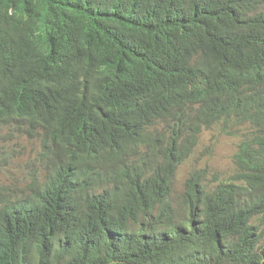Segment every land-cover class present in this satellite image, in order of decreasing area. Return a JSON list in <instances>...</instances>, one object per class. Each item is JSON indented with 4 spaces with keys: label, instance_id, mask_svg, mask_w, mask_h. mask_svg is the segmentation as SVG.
I'll use <instances>...</instances> for the list:
<instances>
[{
    "label": "trees",
    "instance_id": "16d2710c",
    "mask_svg": "<svg viewBox=\"0 0 264 264\" xmlns=\"http://www.w3.org/2000/svg\"><path fill=\"white\" fill-rule=\"evenodd\" d=\"M205 131L235 175L176 192ZM25 139L0 264H264V0H0V173Z\"/></svg>",
    "mask_w": 264,
    "mask_h": 264
},
{
    "label": "rangeland",
    "instance_id": "374dc122",
    "mask_svg": "<svg viewBox=\"0 0 264 264\" xmlns=\"http://www.w3.org/2000/svg\"><path fill=\"white\" fill-rule=\"evenodd\" d=\"M239 135H222L216 131H205L200 139L197 141L195 148L192 150L190 157L183 163L178 170L175 191L179 192L183 188V184L190 174L195 170H201L204 173V182L209 186L216 183L214 178L218 180L229 178L235 175V166L233 163V156L240 143ZM33 140L25 139L23 145L26 146L23 155H18V163L6 171L7 173H0V182L5 187L12 189L22 186L21 181L29 178L30 172L27 170V165L30 160L33 164L35 158L38 156V151L41 150L39 144H34ZM13 157L15 155L13 154ZM21 165L23 168H21ZM21 169V171H20ZM31 171V169H30ZM20 194L18 189L17 195Z\"/></svg>",
    "mask_w": 264,
    "mask_h": 264
}]
</instances>
